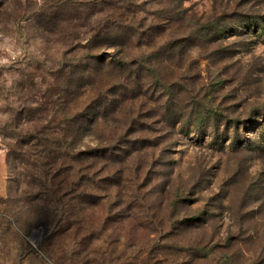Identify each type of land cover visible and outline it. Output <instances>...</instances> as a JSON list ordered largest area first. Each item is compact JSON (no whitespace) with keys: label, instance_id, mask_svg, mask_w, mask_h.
<instances>
[{"label":"rangeland","instance_id":"obj_1","mask_svg":"<svg viewBox=\"0 0 264 264\" xmlns=\"http://www.w3.org/2000/svg\"><path fill=\"white\" fill-rule=\"evenodd\" d=\"M249 17L264 0H0V264H264Z\"/></svg>","mask_w":264,"mask_h":264},{"label":"trees","instance_id":"obj_2","mask_svg":"<svg viewBox=\"0 0 264 264\" xmlns=\"http://www.w3.org/2000/svg\"><path fill=\"white\" fill-rule=\"evenodd\" d=\"M249 19H252L254 22L253 23H255V28H257V27H259L258 26V20L256 19V18H254V17H249ZM263 21V23H264V19L262 20ZM259 24H260V20H259ZM257 25V26H256ZM259 31L260 30H263L264 31V25L263 26H260L259 28ZM260 33H263L262 31L260 32ZM215 114H216V112H215ZM214 114V115H215ZM214 115H212L213 117H214ZM231 123H234L235 125H236V122L235 121H232ZM215 133V132H214Z\"/></svg>","mask_w":264,"mask_h":264}]
</instances>
